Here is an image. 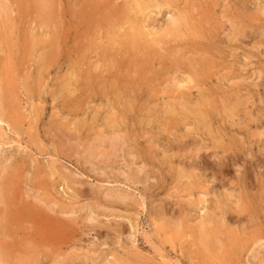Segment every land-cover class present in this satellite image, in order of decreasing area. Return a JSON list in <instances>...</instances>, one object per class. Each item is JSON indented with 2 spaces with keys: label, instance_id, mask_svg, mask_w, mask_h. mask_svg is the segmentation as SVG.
<instances>
[{
  "label": "rangeland",
  "instance_id": "1",
  "mask_svg": "<svg viewBox=\"0 0 264 264\" xmlns=\"http://www.w3.org/2000/svg\"><path fill=\"white\" fill-rule=\"evenodd\" d=\"M73 1L0 0V264H264V0Z\"/></svg>",
  "mask_w": 264,
  "mask_h": 264
},
{
  "label": "bare ground",
  "instance_id": "2",
  "mask_svg": "<svg viewBox=\"0 0 264 264\" xmlns=\"http://www.w3.org/2000/svg\"><path fill=\"white\" fill-rule=\"evenodd\" d=\"M34 1H35V0H34ZM20 2H22V1H20ZM20 2H19V4H20ZM42 2H44V1H42ZM75 2H76V1L74 0L73 3H75ZM81 2H82V1H81ZM81 2H80V3H81ZM131 2H132V1H131ZM47 3H48V2H47ZM62 3H63V2H62ZM198 3H199V2H198ZM21 4H22V3H21ZM53 4H54V3H53ZM132 4H133V3H132ZM138 4H139V3H138ZM141 4H142V3H141ZM75 5H76V3H75ZM143 5H144V4H143ZM12 6H13V5H12ZM23 6H24V5H23ZM54 6H55V5H54ZM69 6H70V5H69ZM139 6H140V5H139ZM156 6H157V5H156ZM156 6H155V7H156ZM31 7H33L32 9H34V6H33V5H32ZM47 7H48V6H47ZM47 7H46V8H47ZM146 7H147V6H146ZM260 7H261V6H260ZM14 8H15V7H14ZM140 8H141V6H140ZM208 8H209V7H208ZM55 9H56V8H55ZM61 9H62V8H61ZM141 9H142V8H141ZM142 10H143V9H142ZM208 10H209V9H208ZM58 11H59V10H58ZM160 11H161V10H160ZM160 11H159V12H160ZM9 12H10V11H9ZM53 12H54V10H53ZM130 12H131V11H130ZM56 13H57V12H56ZM93 13H94V12H93ZM219 13H220V12H219ZM54 14H55V12H54ZM58 14H59V13H58ZM168 14H169V13H168ZM174 14H176V13H174ZM177 14H178V13H177ZM8 15H9V14H8ZM120 15H121V14H120ZM144 15H145V14H144ZM144 15H143V16H144ZM162 15H163V14H162ZM180 15H181V17H183V14H180ZM146 16H147V15H146ZM168 16H169V15H168ZM203 16H204V18H206V19L211 17V16L206 17L204 14H203ZM55 17H56V16H55ZM55 17H53V18H55ZM140 17H141V16H140ZM140 17H139V18H140ZM144 17H145V16H144ZM50 18H51V17H50ZM56 18H57V19H63L64 17L61 18V16H60L59 18H58V17H56ZM67 18H68V17H67ZM135 18H137V17H134V19H135ZM168 18H169V17H168ZM201 18H202V17H201ZM214 18H215V17H214ZM9 19H10V18H9ZM57 19H56V20L53 19V20H55V22H56ZM211 19H212V18H210V20H211ZM53 20H52V21H53ZM135 20H139V19L137 18V19H135ZM167 20H168V19H167ZM204 20H205V19H204ZM214 20H215V19H214ZM67 21H68V20H67ZM158 21H159V20H158ZM179 21H180V20H179ZM179 21H178V22H179ZM205 21H209V19H207V20H205ZM211 21H213V20H211ZM211 21H210V22H211ZM141 22H142V21H141ZM137 23H138V22H137ZM158 23H159V22H158ZM170 23H171V25L173 24L172 21H171ZM174 23H175V21H174ZM205 23H206V22H205ZM116 24H117V23H116ZM133 24H134V23H133ZM139 24H140V23H139ZM141 24H142V23H141ZM141 24H140V25H141ZM143 24H144V23H143ZM176 24H177V23H175V25H176ZM180 24H181V23H180ZM189 24H190V23H189ZM198 24H199V23H198ZM216 24H217V22H216ZM216 24H214V25H216ZM6 25H7V24H6ZM6 25H5V26H6ZM60 25H61V24H60ZM162 25H163V24H162ZM184 25H185V24H184ZM191 25H192V24H191ZM209 25H210V24H209ZM40 26H42V25H40ZM61 26H62V25H61ZM78 26H79V25H78ZM119 26H120V25H119ZM142 26H144V25H142ZM156 26H157V25H156ZM168 26H169V25H168ZM172 26H173V25H172ZM177 26H178V24H177ZM181 26H182V25H181ZM196 26H197V25H196ZM205 26H206V25H205ZM3 27H4V26H3ZM134 27H135V26H134ZM134 27H133V28H134ZM161 27H162V26H161ZM164 27H165V26H164ZM178 27H179V26H178ZM206 27H207V26H206ZM211 27H212V26H211ZM211 27H210V28H211ZM251 27H252V26H251ZM138 28H139V27H138ZM169 28H170V27H169ZM191 28L193 29L192 26H191ZM217 28H218V27H217ZM217 28H215V31L217 30ZM3 29H4V28H3ZM8 29H9V28H8ZM33 29H34V28H33ZM130 29H131V30H129V32L132 31V28H130ZM212 29H213V27L211 28V30H212ZM220 29H221V28H220ZM242 29H243V28L240 27V30H241L240 33H242ZM260 29H261V28H260ZM9 30H10V29H9ZM76 30H77V29H76ZM173 30H174V29H173ZM178 30H179V29H178ZM178 30H177V31H178ZM194 30H195V29H194ZM205 30H206V29H205ZM205 30H204V32H205ZM243 30L245 31V29H243ZM19 31H20V30H19ZM32 31H33V30H32ZM158 31H159V30H158ZM174 31H175V30H174ZM183 31H184V30H183ZM183 31H182V32H183ZM199 31H200V30H199ZM255 31H256V30H255ZM7 32H8V31H7ZM127 32H128V31H127ZM143 32H144V31H143ZM261 32H262V31H261ZM263 32H264V31H263ZM73 33H74V32H73ZM141 33H142V32H141L140 29H134V31H133L132 34H131L132 39H133V40L131 41V45L134 47V49H135V48H139V47L141 46V44H140V41H141V40H139L140 37L142 36ZM146 33H147V32H146ZM215 33H216V32H215ZM218 33H219V32H218ZM147 34H148V33H147ZM184 34H185V33H184ZM216 34H217V33H216ZM242 34H243V33H242ZM242 34H241V35H242ZM244 34H245V33H244ZM127 35H129V34H127ZM152 35H153V34H152ZM195 35H196V34H195ZM195 35H194V36H195ZM214 35H215V34H214ZM150 36H151V35H150ZM150 36H149V37H150ZM178 36H179V35H178ZM180 36H181V34H180ZM180 36H179V37H180ZM192 36H193V35H192ZM196 36H197V35H196ZM215 36H216V35H215ZM217 36H218V35H217ZM247 36H248V35H247ZM185 37H186V36H185ZM208 37H209V36H208ZM213 37H214V36H212V38H213ZM257 37H259V35H258ZM210 38H211V37H210ZM1 39H3V38H1ZM141 39H142V38H141ZM238 39H239V38H238ZM126 40H127V39H126ZM148 40H149V38H148ZM213 40H215V39H213ZM236 40H237V39H236ZM39 41H40V40H39ZM43 41H44V40H43ZM182 41H183V40H182ZM188 41H189V40H188ZM188 41H187V42H188ZM28 42H29V41H28ZM44 42H45V41H44ZM47 42H49V41H47ZM125 42H127V41H125ZM189 42H190V41H189ZM210 42H211V41H210ZM128 43H129V42H128ZM150 43H151V42H150ZM184 43H185V42H183V44H184ZM190 43H191V42H190ZM37 44H38V43H37ZM37 44H36V45H37ZM46 44H47V43H46ZM53 44H54V43H52V46H53ZM110 44H111V43H110ZM124 44H125V43H124ZM129 44H130V43H129ZM178 44H179V43H178ZM180 44H181V43H180ZM208 44H209V43H208ZM220 44H221V43H220ZM33 45H34V44H33ZM56 45H57V44H56ZM58 45H59V44H58ZM58 45H57V46H58ZM160 45H161V44H160ZM185 45H187V44H185ZM185 45H184V46H185ZM196 45H198V44H196ZM214 45H216V44H214ZM50 46H51V45H50ZM50 46H49V47H50ZM52 46H51V47H52ZM158 46H159V45H158ZM177 46H179V45H177ZM177 46H176V47H177ZM192 46L194 47V45H192ZM198 46H199V45H198ZM198 46H197V47H198ZM200 46H201V45H200ZM54 47H56V46H54ZM152 47H153V46H152ZM154 47H155V46H154ZM187 47H189V44L187 45ZM197 47H195V48H197ZM212 47H213V46H212ZM215 47H216V46H215ZM129 48H131V47H129ZM163 48H164V47H163ZM172 48H173V47H172ZM179 48L182 49L183 46H182V47H179ZM190 48H192V47L190 46ZM48 49H49V48H48ZM121 49L123 50V48H121ZM140 49H141V48H140ZM140 49H139V50H140ZM149 49H150L151 51L153 50V49L150 48V47H149ZM149 49H148V50H149ZM184 49H185V51H186V46H185V48L182 49L183 52H184ZM192 49H193V48H192ZM198 49L200 50V49H202V48H198ZM211 49H212V48H211ZM231 49H232V48H231ZM0 50H1V49H0ZM118 50H119V49H118ZM126 50H127V48H126ZM128 50H129V49H128ZM163 50H164V49H163ZM168 50H169V49H168ZM168 50H167V51H168ZM188 50H189V49H187V51H188ZM195 50H196V49H195ZM207 50H208V49H206V51H207ZM130 51H131V50H130ZM130 51H129V52H130ZM132 51H133V50H132ZM154 51H156V49L153 50V52H154ZM167 51H166V52H167ZM180 51H181V50H180ZM187 51H186V52H187ZM197 51H198V50H197ZM201 51H202V50H200V52H201ZM124 52H126V51H124ZM124 52H123V53H124ZM177 52H178V51H177ZM186 52L184 53V56L186 55ZM189 52H193V51L191 50V51H189ZM194 52H195V51H194ZM194 52L191 53V54H194ZM213 52H214V51H213ZM123 53H122V54H123ZM127 53H128V52H127ZM150 53H151V52H150ZM157 53H158V52H157ZM168 53H169V52H168ZM181 53H182V52H181ZM197 53L199 54V52H197ZM214 53H215V52H214ZM45 54H46V53H45ZM151 54H152V53H151ZM171 54H175V53H173V52L171 51ZM171 54H170V55H171ZM182 54H183V53H182ZM198 54H197V55H198ZM217 54H219V53H217ZM145 55H146V54H145ZM148 55H149V54H148ZM157 55H158V54H157ZM160 55H161V56H160ZM168 55H169V54H168ZM168 55H167V56H168ZM170 55H169V56H170ZM180 55H181V54L179 53V56H180ZM189 55H190V54H189ZM197 55H196V56H197ZM220 55H222V54L220 53ZM150 56H151V55H150ZM154 56H155V55H154ZM159 56H160L161 59H162V54H159ZM169 56H168V58H169ZM176 56H177V55H176ZM179 56H177V57H179ZM190 56H191V55H190ZM218 56H219V55H218ZM109 57H111V56H109ZM122 57H123V56H122ZM122 57H121V58H122ZM151 57L154 58L153 56H151ZM151 57H150V58H151ZM160 57H159V58H160ZM172 57H174V56H170L171 59H172ZM180 57H183V55H181ZM185 57H186V56H185ZM187 57L190 58V57L188 56V53H187ZM187 57H186V58H187ZM220 57H223V56H220ZM220 57H219V58H220ZM111 58H112V57H111ZM152 58H151V59H152ZM170 58H169V59H170ZM194 58H195V56H194ZM205 58H207V56H205ZM209 58H211V57H209ZM154 59H155V58H154ZM161 59H160V61L163 63L164 61L161 60ZM173 59H174V58H173ZM179 59H180V58H179ZM190 59H191V58H190ZM200 59H201V58H200ZM200 59H199V60H200ZM222 59H223V58H222ZM222 59H221V61H222ZM133 60H134V59H133ZM165 60H166V57H165ZM183 60H185V59H183ZM191 60H192V59H191ZM191 60H190V61H191ZM205 60H206V59H205ZM212 60H213V59H212ZM135 61H137V60H134V63H135ZM144 61H145V60H143L142 63H144ZM175 61H176V57H175ZM175 61H173V62H175ZM196 61H197V60H196ZM216 61H217V60H216ZM218 61H219V59H218ZM233 61H234V60H233ZM119 62H121V61H119ZM138 62H139V61H138ZM158 62H159V61H158ZM180 62H181V61H180ZM202 62H203V61H202ZM204 62H205V61H204ZM206 62L208 63V61H206ZM211 62H214V63H215V61H211ZM222 62H223V61H222ZM222 62H221V64H222ZM134 63L132 62V64H134ZM136 63H137V62H136ZM146 63H147V61H146ZM149 63H151V62L149 61ZM159 63H160V62H159ZM176 63H179V62L176 61ZM199 63H200V62H199ZM118 64H119V63H118ZM132 64H131V67L134 68L135 65L132 66ZM139 64H141V63L139 62ZM160 64H161V63H160ZM180 64H181V63H180ZM184 64H185V63H184ZM196 64H198V62H196ZM217 64H218V63H217ZM136 65H137V64H136ZM182 65H183V64H182ZM206 65H207V64H206ZM210 65H211V64H209V66H210ZM214 65H215V64H214ZM223 65H224V64H223ZM147 66H148V65H146V67H147ZM178 66H180V65H178ZM184 66H185V65H184ZM201 66H202V65H201ZM207 66H208V65H207ZM209 66H208L207 68H209ZM131 67H128V68H131ZM143 67H145V66H143ZM152 67H153V66H152ZM174 67H175V66H174ZM181 67H182V66H181ZM186 67H187V66H186ZM126 68H127V67H126ZM141 68H142V67H140V69H141ZM178 68H179V67H178ZM190 68H191L190 66H189V68L187 67V69H188L187 71L191 70ZM192 68H194L193 65H192ZM195 68H196V67H195ZM195 68H194V69H195ZM201 68H202V70H200V71L202 72V71H203V66H202ZM217 68H218V67H217ZM217 68H216V69H217ZM135 69H138V68H135ZM142 69H143V72H147V71H146V70H147L146 68H145L146 70H144V68H142ZM142 69H141V70H142ZM181 69H182V68H181ZM184 69H185V68H184ZM213 69H214V68H213ZM216 69H215V70H216ZM219 69H220V68H219ZM219 69H218V70H219ZM228 69H229V68H228ZM148 70H149V69H148ZM185 70H186V69H185ZM197 70H198V69H197ZM211 70H212V69H211ZM205 71H206V70H205ZM143 72H142V73H143ZM190 72H192V74H193L194 70H191ZM203 72H204V71H203ZM206 72H207V71H206ZM211 72H212V71H211ZM214 72H215V71H214ZM198 73H199V70L197 71V75H198ZM212 73H213V72H212ZM229 73H230V72H229ZM124 74H125V73H123V76H124ZM192 74H191V75H192ZM199 74H201V73H199ZM205 74H206V73H205ZM209 74H210V73H209ZM214 74H215V73H214ZM214 74H213V75H214ZM222 74H223V73H222ZM236 74H237V73H236ZM130 75H131V74H130ZM143 75H144V74H143ZM145 75H146V74H145ZM167 75H168V74H167ZM193 75H194V74H193ZM125 76H126V75H125ZM127 76H128V75H127ZM127 76H126V77H127ZM198 76H199V75H198ZM202 76H203V75H202ZM222 76H223V75H222ZM130 77H131V76H130ZM149 77H151V76H149ZM185 77H186V75H185ZM193 77H194V76H193ZM128 78H129V77H128ZM137 78H140V79H141L142 77L137 76ZM145 78H146V77H145ZM145 78H144V79H145ZM152 78H153V77H151V80H154V79H152ZM191 78H192V76H191ZM191 78H190V79H191ZM200 78H201V77H200ZM203 78H206V76H205V77L203 76ZM203 78H201V79H203ZM131 79H132V78H131ZM146 79H147V78H146ZM198 79H199V77H198ZM211 79H212V78H211ZM193 80H194V79L192 78L191 81H193ZM195 80H197L196 77H195ZM91 81H92V80H91ZM141 81H142V80H141ZM141 81H140V82H141ZM145 81H146V80H145ZM147 81H148V80H147ZM154 81H155V80H154ZM189 81H190V80H189ZM209 81L211 82L210 78H209ZM209 81H208V82H209ZM226 81H227V80H226ZM239 81H240V79H239ZM92 82H93V81H92ZM102 82H103V81H102ZM125 82H127V81H125ZM151 82H152V81H151ZM151 82H150V84H151ZM173 82H174V81H173ZM173 82H172V83H173ZM176 82H177V81H176ZM180 82H181V81H180ZM180 82H179V83H180ZM198 82H199V81H198ZM201 82H202V81H201ZM204 82H205V81H204ZM0 83H1V82H0ZM127 83H128V82H127ZM185 83H187V82L185 81ZM190 83H191V82H190ZM193 83H194V82H193ZM195 83H196V82H195ZM199 83H200V82H199ZM205 83H206V82H205ZM181 84H182V83H181ZM124 85H125V84H124ZM124 85H123V86H124ZM128 85H130V84L128 83ZM178 85H179V84H178ZM182 85H183V84H182ZM197 85H198V83H197ZM197 85H196V86H197ZM200 85H201V84H200ZM125 86H126V85H125ZM130 86H132V85H130ZM192 86H193V85H192ZM108 87H109V86H108ZM132 87H133V86H132ZM134 87H135V86H134ZM181 87H182V86H181ZM181 87H180V88H181ZM212 87H214V86H212ZM238 87H239V86H238ZM126 88H127V87H126ZM187 88H188V87H187ZM104 89H105V88H104ZM127 89H128V88H127ZM131 89H134V88H130L129 90H131ZM140 89H141V88H140ZM150 89H152V88H149V90H150ZM188 89H189V88H188ZM112 90H113V88H112ZM121 90H122V89H121ZM123 90H124V89H123ZM125 90H126V89H125ZM125 90H124V92H125ZM136 90H137V88H135V90H134L133 92L135 93ZM179 90H180V89H179ZM184 90H185V88H184ZM184 90H182L183 93H184ZM110 91H111V90H110ZM110 91H109V92H110ZM140 91H142V90H140ZM147 91H148V90H147ZM151 91H152V90H151ZM171 91H172V89H171ZM186 91H187V90H185V93H186ZM204 91H205V90H204ZM227 91H228V90H227ZM234 91H235V90H234ZM237 91H238V90H237ZM112 92H113V94H114V90H113ZM129 92H130V91H129ZM129 92H128V94H129ZM131 92H132V90H131ZM133 92H132V93H133ZM138 92H139V91H138ZM142 92H143V91H142ZM149 92H150V91H148V93H149ZM178 92H179V91H178ZM213 92L215 93V91H213ZM216 92H217V94H219L218 92H220V91H217V90H216ZM100 93H101V92H100ZM104 93H105V92H104ZM121 93H122V91H121ZM134 93H133V94H134ZM139 93H140V92H139ZM151 93H152V92H150V95H151ZM172 93H174V92H172ZM183 93L181 92V94H183ZM185 93H184V94H185ZM188 93H189V92H188ZM203 93H204V92H203ZM205 93H206V92H205ZM210 93L213 94L211 91H210ZM235 93H238V92H235ZM235 93H234V94H235ZM239 93H240V92H239ZM249 93H250V92H249ZM93 94H94V93H93ZM96 94H97V93H96ZM128 94H127V95H128ZM130 94H131V93H130ZM133 94H132V95H133ZM186 94H187V93H186ZM186 94H185V96H186ZM190 94H191V93H190ZM211 94H210V95H211ZM217 94H216V96H218ZM222 94H223V93H222ZM229 94H230V93H229ZM94 95H95V94H94ZM127 95H126V97H127ZM132 95H130V97H132ZM135 95H136V94H135ZM203 95H204V94H203ZM207 95H208V94H207ZM224 95H225V94H223V96H224ZM138 96H140V95L138 94ZM151 96H153V95H151ZM179 96H182V95H179ZM201 96H202V94H201ZM213 96H214V95H213ZM220 96H221V94H220ZM230 96H231V95H230ZM235 96H238V95L235 94ZM235 96H234V98H235ZM123 97H124V96H123ZM188 97H189V96H188ZM205 97H206V96H205ZM227 97H228V96H227ZM239 97H240V95H239ZM136 98H137V97H136ZM139 98H142V97H139ZM146 98H147V97H146ZM146 98H145V99H146ZM182 98H183V97H182ZM201 98H202V97H201ZM228 98H229V97H228ZM231 98H232V97H231ZM157 99H158V98H157ZM190 99H191V98H190ZM217 99H218V98H217ZM222 99H223V98H222ZM146 100H147V99H146ZM151 100H152V99H151ZM205 100H206V99H204V100H202V101L204 102ZM219 100H221V99H219ZM219 100H218V101H219ZM233 100H234V99H233ZM237 100H238V99H237ZM6 101H7V100H6ZM118 101H119V100H118ZM118 101H117V102H118ZM125 101H126V99H125ZM127 101H128V100H127ZM127 101H126V102H127ZM177 101H178V100H177ZM177 101H176V103H177ZM207 101H208V100H207ZM212 101H213V100H212ZM222 101H223V100H222ZM224 101H225V100H224ZM234 101H235V100H234ZM128 102H129V101H128ZM156 102H157V101H156ZM178 102H179V101H178ZM200 102H201V101H200ZM203 102H202L201 104H203ZM235 102H236V101H235ZM241 102H242V100H241ZM181 103H182V101H181ZM206 103H207V102H206ZM212 103H213V102H212ZM212 103H211V104L208 103V104H209L210 106H213V107H214L215 105H212ZM225 103H226V101H225ZM237 103H239V100H238ZM8 104H9V103H8ZM123 104H124V102H123ZM165 104H166V103H165ZM199 104H200V103H199ZM204 104H205V102H204ZM215 104H216V103H215ZM217 104H218V103H217ZM217 104H216V105H217ZM227 104H228V103H227ZM243 104H244V103H243ZM125 105L127 106L128 104L125 103L124 106H125ZM172 105H174V104H172ZM178 105H179V104H178ZM184 105H186V104H184ZM206 105H207V104H206ZM219 105H220V104H219ZM224 105H225V104H224ZM240 105H241V104H239V106H240ZM2 106H3V105H2ZM129 106H130V105H128V107H129ZM159 106H160V104H159ZM176 106H177V104H176ZM196 106H197V105H196ZM199 106H200V105H199ZM193 107H195V106H193ZM222 107H223V106H222ZM222 107H221V108H222ZM227 107H229V105H228ZM241 107H242V106H241ZM3 108H4V107H3ZM9 108H10V107H9ZM11 108H12V107H11ZM125 108H127V107H125ZM186 108H187V107H186ZM196 108H197V107H196ZM196 108H194L193 110H194L195 112L199 113L198 111H200V110H199L200 108L198 107V108H199L198 110H197ZM210 108H211V107H210ZM221 108H220V112L223 110V109L221 110ZM223 108H224V107H223ZM233 108H234V107H233ZM233 108H231L230 111L233 110ZM236 108H237V107H236ZM128 109H129V108H128ZM165 109H166V108H165ZM172 109H173V106H172ZM188 109L190 110V109H192V107H191V108H188ZM195 109H196L197 111H196ZM203 109H204V108H203ZM226 109H227V108H226ZM238 109H239V108H238ZM116 110H117V109H116ZM160 110H161V109H160ZM189 110H188V112H191V111H192V110H191V111H189ZM216 110H217V109H216ZM108 111H109V110H108ZM130 111H131V109H130ZM194 111L192 112V114L194 113L193 116H194L195 114H197V113H195ZM213 111H214V109H213ZM233 111L235 112V110H233ZM237 111H238V110H237ZM239 111H240V110H239ZM125 112H126V111H125ZM162 112H163V111H162ZM170 112H171V111H170ZM170 112H169V114L172 115ZM201 112H202V111H201ZM205 112H206V111H205ZM214 112H216V111H214ZM214 112H213V113H214ZM223 112H224V110H223ZM259 112H260V111H259ZM206 113H208V112H206ZM238 113H239V112H238ZM238 113H237V114H238ZM202 114H203V113H202ZM219 114L221 115V113H219ZM117 115H119V114H117ZM129 115H130V114H129ZM137 115H138V114H137ZM188 115H189V114H188ZM197 115H199V117H200V114H197ZM197 115H196V116H197ZM204 115H205V114H204ZM207 115H208V114H207ZM223 115H226V116H227L226 113L223 114ZM163 116H164V115H163ZM208 116H210V115H208ZM208 116H207V117H208ZM259 116H260V115H259ZM170 117H171V116H170ZM170 117H169V118H170ZM188 117H189V116H188ZM197 117H198V116H197ZM197 117H196V118H197ZM199 117H198V118H199ZM204 117H206V115H205ZM218 117L220 118V116H218ZM223 117H225V116H223ZM223 117H222V120H223ZM228 117H229V116H228ZM117 118H118V117H117ZM117 118H114V117H113L112 119H113V120L116 119V122H117V121H118ZM173 118H174V117H173ZM210 118H211V117H210ZM210 118H209V119H210ZM118 119H120V118H118ZM188 119H189V118H188ZM202 119H203V118H202ZM224 119H225V118H224ZM231 119H232V118H231ZM234 119H235V118H234ZM177 120H178V119H177ZM189 120H191V119H189ZM203 120H204V119H203ZM203 120H201V118H199V121H203ZM228 120H229V119H228ZM1 121H2V120H1ZM206 121H209V120H206ZM233 121H234V120H233ZM2 122H3V121H2ZM203 122H204V121H203ZM222 122H224V121H222ZM226 122H227V121H226ZM12 123H13V122H12ZM114 123H115V122H114ZM114 123H113V124H114ZM118 123L120 124L119 121H118ZM147 123H148V122H147ZM14 124H15V123H14ZM109 124H110V123H109ZM111 124H112V123H111ZM116 124H117V123H116ZM124 124H125V123H124ZM204 124H205V122H204ZM206 124H208V123H206ZM240 124H241V123H240ZM183 125H184V124H183ZM238 125H239V124H238ZM12 126H13V125H12ZM15 126H16V125H15ZM185 126H186V125H185ZM202 126H203V125H202ZM259 126H260V125H259ZM116 127H117V126H116ZM199 127H200V126H199ZM227 127H228V126H227ZM236 127H237V125H236ZM238 127H239V126H238ZM244 127H245V126H244ZM13 128H14V127H13ZM13 128H12V129H13ZM111 128H113V127H111ZM229 128H230V127H229ZM245 128H246V127H245ZM247 128H248V127H247ZM108 129H109V128H108ZM113 129H115V128H113ZM206 129H207V128H206ZM164 130H165V129H164ZM188 130H189V129H188ZM209 130H210V126H209ZM209 130H208V131H209ZM211 130H212V129H211ZM113 131H114V130H113ZM240 131H242V130H240ZM210 132H211V131H210ZM244 132H245V131H244ZM212 133L215 134V133L213 132V130H212ZM113 134H114V133H113ZM144 134H145V133H144ZM169 134H170V133H169ZM244 134H245V133H244ZM262 134H263V133H262ZM2 135H3V134H2ZM183 135H184V134H183ZM188 135H189V134H188ZM245 135H246V134H245ZM245 135H244V136H245ZM115 136H116V135H115ZM173 136H174V135H173ZM218 136H219V135H218ZM6 137H7V136H6ZM116 137H117V136H116ZM116 137H115V138H116ZM118 137H119V136H118ZM183 137H184V136H183ZM215 137H216V136H215ZM219 137H220V136H219ZM109 138H110V137H109ZM111 138H113V137H111ZM115 138H113V140H114ZM121 138H122V137H121ZM107 139H108V138H107ZM107 139H106V140H107ZM117 139H119V138H117ZM122 139H123V138H122ZM122 139H121V140H122ZM151 139H152V138H151ZM166 139H167V138H166ZM180 139H181V137H180ZM180 139H179V140H180ZM212 139H213V138H212ZM223 139H224V138H223ZM248 139H249V138H248ZM99 140H100V139H99ZM99 140H98V141H99ZM109 140H112V139H109ZM139 140H140V139H139ZM162 140H163V139H162ZM218 140H219V139H217V141H218ZM263 140H264V139H263ZM102 141H103V140H102ZM104 141H105V140H104ZM122 141H123V140H122ZM174 141H175V140H174ZM174 141H173V142H174ZM177 141H178V140H177ZM177 141H176V143H177ZM186 141H187V140H186ZM213 141H214V140H213ZM215 141H216V140H215ZM0 142H1V141H0ZM107 142H109V141H107ZM173 142H172L171 144H175V143H173ZM181 142H182V141H181ZM181 142H180V143H181ZM184 142H185V139H184ZM192 142H193V141H192ZM102 143H103V142H102ZM110 143H112V141H110ZM123 143H124V142H123ZM186 143H187V142H186ZM262 143H263V142H262ZM113 144H114V143H113ZM113 144H111V145L113 146ZM191 144H193V143H191ZM194 144H195V142H194ZM222 144H223V143H222ZM256 144H257V143H256ZM2 145H3V144H1V146H2ZM177 145L179 146V144H177ZM182 145H185V144H182ZM217 145H218V144H217ZM174 146H176V145H174ZM220 146H222V145L220 144ZM223 146H224V145H223ZM179 147H180V146H179ZM232 147H233V146H232ZM115 148H116V147H115ZM151 148H152V147H151ZM151 148H150V149H151ZM198 148H199V147H198ZM205 148H207V147H205ZM250 148H251V147H250ZM120 149H121V148H120ZM177 149H179V148H177ZM180 149H182V147H180ZM107 150H108V149H107ZM165 150H166V149H165ZM206 150H208V149H206ZM233 150H235V149L233 148ZM90 151H91V150H90ZM224 151H225V150H224ZM198 152H199V151H198ZM235 152H236V151H235ZM166 153H167V152H166ZM175 153H177V152H175ZM228 153H229V152H228ZM164 154H165V153H164ZM167 154H168V153H167ZM202 154H203V153H202ZM239 154H240V153H239ZM98 155H100V154H98ZM145 155H146V154H145ZM145 155H144L143 157H145ZM200 155H201V152H200ZM205 155H207V154H205ZM209 155H210V154H209ZM216 155H217V153H216ZM244 155H245V154H244ZM8 156H9V155H8ZM10 156H11V155H10ZM10 156H9V157H10ZM146 156H147V155H146ZM165 156H166V155H165ZM181 156H182V155H181ZM187 156H188V155H187ZM198 156H199V155H198ZM207 156H208V155H207ZM4 157H6V156H4ZM154 157H155V156H154ZM170 157H171V156H170ZM182 157H183V156H182ZM190 157H192V156H190ZM195 157H196V156H195ZM200 157H201V156H200ZM202 157H203V156H202ZM243 157H244V156H243ZM10 158H11V157H10ZM139 158H140V157H139ZM145 158H146V157H145ZM145 158H144V159H145ZM155 158H156V157H155ZM185 158H186V157H185ZM197 158H199V157H197ZM206 158H207V157H206ZM220 158H221V157H220ZM7 159H8V158H7ZM7 159H6V160H7ZM162 159H163V158H162ZM164 159H165V158H164ZM199 159H200V158H199ZM208 159H209V158H208ZM8 160H9V159H8ZM201 160H202V158H201ZM203 161H204V160H203ZM247 161H248V160H247ZM5 162H7V161H5ZM162 162H163V161H162ZM168 162H169V161H168ZM204 162H205V161H204ZM144 163H145V162H144ZM146 163H147V162H146ZM223 163H224V162H223ZM160 164H162V163L160 162ZM207 164H208V163H207ZM224 165H225V163H224ZM3 166H4V165H3ZM7 166H8V165H7ZM210 166H211V165H210ZM256 167H257V166H256ZM140 170H141V169H140ZM183 174H184V173H183ZM6 175H7V174H6ZM180 175H181V174H180ZM186 176H187V175H186ZM188 178H189V177H188ZM10 180H12V179H10ZM253 181H254V180H253ZM234 185H235V184H234ZM1 187H2V186H1ZM225 187H227V186H225ZM225 189H226V188H225ZM260 193H261V191H260ZM19 194H20V193H19ZM1 196H2V194H1ZM12 199H13V198H12ZM0 200H1V198H0ZM1 201H2V200H1ZM4 201H5V200H4ZM199 202H200V200H199ZM13 203H14V202H13ZM219 204H221V203H219ZM190 205H192V204H190ZM222 205H223V204H222ZM16 206H17V205H16ZM4 207H6L5 204H4ZM4 207H3V208H4ZM12 207H13V206H12ZM186 207H187V206H186ZM220 207H221V206H220ZM222 207H223V206H222ZM7 208H8V207H7ZM14 209H15V208H14ZM16 209H17V207H16ZM16 209H15V210H16ZM187 209H188V208H187ZM3 210H4V209H3ZM7 210H10V209H7ZM19 210H21V209H19ZM2 212H3V211H2ZM32 212H33V211H32ZM8 213H9V212H8ZM8 213H7V212L5 213V214H6V218H7V214H8ZM180 213H181V212H180ZM0 214H1V212H0ZM2 214H4V212H3ZM12 214H13V213H12ZM24 214H25V213H24ZM4 216H5V215H4ZM8 216H9V214H8ZM25 217H26V216H25ZM35 217H36V216H35ZM206 217H207V216H206ZM17 218H19V217H17ZM189 218H190V217H189ZM191 218H192V217H191ZM30 219H31V218H30ZM30 219H27V220L30 221ZM187 219H188V218H187ZM212 219H213V218H212ZM14 220H15V219H14ZM18 220H19V219H18ZM206 220H207V219H206ZM214 220H215V218H214ZM21 221H23L22 223H24L25 219H22ZM21 221L19 220V222H21ZM31 221H32V220H31ZM7 222H8V221H7ZM12 222H13V219H12L11 223H12ZM16 222H17V221H16ZM183 222H184V221H183ZM204 222H205V221H204ZM233 222H234V221H233ZM5 223H6V219L3 217V215H0V230H1V231H2V230H6L7 227H8V225H10V224H7V227H6V226H5V225H6ZM22 223H18V224H22ZM30 223H31V222H30ZM49 223H50V222H49ZM179 223H181V222H179ZM15 224H16V223H15ZM210 224H212V223H210ZM29 225H30V224H29ZM49 225H50V224H49ZM51 225H52V224H51ZM182 225H184V224L182 223L181 226H182ZM205 225H206V224H205ZM17 226H18V225H17ZM52 226H53V225H52ZM179 226H180V225H179ZM184 226H185V225H184ZM184 226H183V227H184ZM213 226H215V225H213ZM14 227H15V226H14ZM183 227H182V228H183ZM18 228H19V227H18ZM206 228H208V227H206ZM215 228H216V227H215ZM216 229H217V228H216ZM17 230H18V229H17ZM210 230H211V229H210ZM213 230H214V229H213ZM18 231H20V230H18ZM48 231H49V230H48ZM2 232H3V231H2ZM2 232H1V233H2ZM5 232H6V231H5ZM8 232H9V230H8ZM201 232H202V231H201ZM201 232H199V233L201 234ZM214 232H215V230H214ZM216 232H217V231H216ZM220 232H221V231H220ZM16 233H17V232H16ZM2 234H3V233H2ZM5 234H6V233H5ZM12 234H13V233H12ZM17 234H18V233H17ZM19 234H20V233H19ZM203 234H205V233H203ZM203 234H202V236H203ZM211 235H212V234H211ZM211 235H210V236H211ZM0 236H1V235H0ZM7 236H9V233H8ZM11 236H12V235H11ZM11 236H9V237H11ZM200 236H201V235H200ZM205 236H206V235H205ZM205 236H204V237H205ZM216 236H217V235H216ZM2 237H3V236H2ZM204 237H202V238H204ZM211 237L214 238L215 236H211ZM5 238H6V237H5ZM13 238H14V237H13ZM213 238H212V239H213ZM204 239L206 240V237H205ZM199 240H200V239H199ZM202 241H203V240H200V242H202ZM1 242H2V241H1ZM205 242L209 243L210 241L207 240V241H205ZM214 242H215V241H214ZM210 243H211V242H210ZM5 244H6V243H5ZM215 244H216V243H215ZM202 245H203V244H202ZM202 245H201V246H202ZM210 245H213V244L211 243V244H209V246H210ZM34 246H35V245H34ZM213 246H214V245H213ZM4 247H6V246H4ZM206 247H208V245H207ZM221 247H222V246H221ZM221 247H220V248H221ZM203 248H204V247H203ZM209 248H210V250H211L212 246L209 247ZM3 249H4V248H3ZM212 249H213V248H212ZM214 249H215V248H214ZM214 249H213V250H214ZM213 250H212V251H213ZM221 250H222V249H221ZM212 251H211V252H212ZM2 252H3V251H2ZM226 252H227V251H226ZM3 253H4V252H3ZM228 253H229V252H227V254H228ZM207 254H208V253H207ZM219 254H220V253H219ZM204 255H205V254H204ZM212 257H213V255H212ZM208 258H209V256H208ZM213 259H214V258H213ZM224 259H225V258H224ZM0 261H1V260H0ZM13 261H14V260H13ZM19 261H20V260H19ZM116 262H117V261H116Z\"/></svg>",
  "mask_w": 264,
  "mask_h": 264
}]
</instances>
